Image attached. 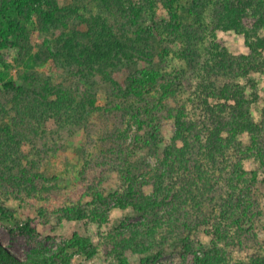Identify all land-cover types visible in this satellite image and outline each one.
Masks as SVG:
<instances>
[{"label": "trees", "instance_id": "obj_1", "mask_svg": "<svg viewBox=\"0 0 264 264\" xmlns=\"http://www.w3.org/2000/svg\"><path fill=\"white\" fill-rule=\"evenodd\" d=\"M164 3L168 14L160 23L163 24L162 33L170 38V52L182 53V58H187L191 65L195 64V69L201 68V73L205 76L204 82L195 92L197 112L189 113L186 105L180 102L179 88L171 78L172 74L163 56L167 53L168 46L157 47L159 41L154 37L150 39L151 36L146 34V30L142 28V7L132 6L130 12L133 11V14H127L122 19L123 24H120L122 20L119 22V29L106 17L101 19L103 23L100 30L89 34V46L77 43V39L67 38L64 46L49 47V57H52L55 66H65L72 78L70 83L33 73L30 78L26 74L25 83L18 85L16 80L6 79L0 73V84L6 91L2 93H15L20 113L14 124H6L0 128V153L5 159L8 174L19 170L21 177L24 175L28 182H34V174L19 167L17 158L25 157L23 152L26 149L24 146L21 149L25 139L30 144L27 153L33 162L44 151L38 144L40 141L44 142V147H49L52 138L49 137L50 141L47 142L49 130L46 124L52 117H55L54 123H58L59 131L65 127L69 130L67 127L71 124L77 125L83 121L82 123L89 125L97 122L96 117L100 119L101 129L107 133V136L103 135V146L107 151L100 161L98 175L86 189V194H90L96 204H89L87 209L78 203L60 211L63 216L71 219L93 220L102 225L107 223L109 216L100 207L107 209L108 200L100 190L104 191L105 179L114 173L119 180V187L110 195L116 199L117 207L131 209L144 217L143 221L133 224L126 231L121 232L122 227H119L116 233L110 234L111 243L104 249L108 257L116 260V264H132L127 251L144 255L149 249L147 245L154 249L157 236L164 229H167L166 233L176 234L180 224L174 219L161 222L166 214L161 209L172 206L169 213L178 212L173 206L174 198L180 196L179 190L175 188L178 179H183L180 183L181 186L184 184L182 189L187 188L189 180L193 179L198 186L194 192L202 195V200L211 192V181L208 182L210 172L199 166L190 167L189 154H195L200 148L198 145L201 146V154L210 160L224 156L232 146L237 148V152L241 153L240 158L242 157L237 165L243 170L246 153L247 158H255L264 164V120L255 121L251 105L257 95L250 99L246 92L248 86L255 89L256 82L250 80L248 86H243L231 79L248 76L250 72H259L264 68L259 54L264 49V37L261 33L264 32V0H226L219 15L220 25L226 30L243 34L249 53L235 57L225 47L221 50L218 47L214 58L208 62H200L194 53L197 35L180 21L176 0H165ZM38 6L47 7L43 16L45 21L57 22L55 18L58 6L55 0H1V46H20L21 38L25 35L24 22L30 15L38 12ZM13 11H16V16L12 15ZM180 41L184 44L183 47L180 46L183 49L177 47ZM221 79L228 82L225 80L220 85ZM100 94H104L105 105H99ZM6 110L0 102V115L7 114ZM200 114L209 122V134L205 142L202 138L205 130L200 132L202 127H198ZM58 119L64 120V123L58 122ZM170 119L174 120L176 130L174 137L168 141L164 136L163 126ZM132 129L133 132L129 135ZM238 135L250 137L247 150L242 151ZM142 151L159 157L158 164L155 167L148 164L146 156H141ZM132 158L136 162L130 160ZM139 164H144L146 169L140 171ZM193 172L194 175L190 176L189 173ZM82 176L86 177V174L82 173ZM150 188L151 194L148 192ZM0 211L4 216L14 217L13 212L2 205ZM227 219L230 220V217ZM40 224L38 216L28 219L18 227L16 233L34 234ZM212 234L215 239L212 250L205 251V255L200 257L196 249L188 248L181 264H225L228 252L220 243L227 233L216 227ZM183 237L185 240L189 239ZM70 250L86 256V261L94 259L100 251L91 237L75 232L65 242V246L50 256L23 262L0 247V258L13 264H76ZM253 264H264V256L253 258Z\"/></svg>", "mask_w": 264, "mask_h": 264}, {"label": "rangeland", "instance_id": "obj_2", "mask_svg": "<svg viewBox=\"0 0 264 264\" xmlns=\"http://www.w3.org/2000/svg\"><path fill=\"white\" fill-rule=\"evenodd\" d=\"M55 2L58 6L56 23L45 21L43 16L47 7L38 6V12L30 15L24 22L25 35L21 38L20 46L0 45V73H3L6 79H14L20 85L27 80L24 79L26 74L29 76L27 78H30L33 73H39L48 79L67 80L70 83L72 78L65 66L60 64L55 66L52 57H49V47L64 46V40L67 38L77 39V43L89 46L91 45L89 34L100 30L99 27L103 23L101 19L106 17L119 29L120 24L124 23L122 19L127 14H133V11L130 12L132 6L142 7L144 24L142 28L149 37L151 36L150 39L154 37L159 41L157 47L169 45L170 38L162 33L163 24L160 23L168 14L164 7L165 0H55ZM225 2L226 0H176L180 21L197 35L194 53L200 62L213 59L218 47L220 50L225 47L235 57L249 53L243 34L226 30L220 25L219 15ZM12 15L16 16V11H13ZM261 33L264 37V32ZM179 43L176 45L181 49L184 44L181 41ZM166 50L167 53L163 56L172 74L171 78L176 81L175 84L179 88L181 96L179 100L186 105L189 113L197 112L195 92L204 82L205 76L202 75L201 68L195 69L196 67H193L195 64L191 65L187 58H182V53H171L169 46ZM259 54L264 67V49ZM231 79L243 86H248L250 80L256 82V88L248 86L246 92L250 99L257 95V99L253 100L251 105V112L256 122H262L264 68L259 72L252 71L248 76ZM225 80L221 79L220 85H223ZM3 91L0 84V102L8 112L0 115V128L6 124H14L15 119L18 120L20 116L15 93L3 94ZM100 95L99 105H105L104 94ZM198 117L200 120L198 127H202L200 132L205 130L202 134L205 142L209 134L207 131L209 122L204 119L203 114ZM54 119L55 117H52L46 124L49 130L47 142L50 141L49 137L52 138L50 145L47 148L43 146V141L38 143L44 151L35 157L38 158L37 161L33 162L27 153L30 148V144L26 142L28 139L21 144V149L23 146L26 149L23 152L25 157H18L17 164L34 174L33 183L24 179V175L21 177V174H18L19 170L8 174L5 159L0 153V205L12 211L14 216L9 218L0 211V247L18 260L26 262L56 253L75 232H79L91 237L100 251L94 259L86 261V256L70 250L76 264H116V260L108 257L104 249L111 243L110 234L116 233L119 227H122L121 232H124L133 224L143 221L144 217L131 209L117 207L116 199L110 195L119 187V180L114 173L105 179L104 187L102 186L104 191L100 190L108 200L107 209L100 207L109 216L107 223L102 225L101 222L75 220L62 215L60 210L67 206L81 203L89 209V206L96 204L93 197L86 194V189L99 173L100 161L107 151L103 146L105 143L103 135L107 136V133L101 129L102 124L98 117L95 118L97 122L94 124L85 125L82 121L77 125H68L69 130L65 127L63 130L60 129L61 131L58 130V123H54ZM58 122L63 124L64 120L58 119ZM163 127L164 136L170 141L176 130L174 120L165 121ZM132 132L133 129L128 134L131 135ZM123 133L124 131L121 132ZM237 140L241 142L242 151L247 150L251 142L250 137L238 135ZM198 146L200 148L198 147L195 154H189L190 167L199 166L210 172L208 182L211 181V184L209 183L211 192L202 200V195L194 192L198 186L194 184L193 179L189 180V185L184 189H182L184 184L182 186L180 184L183 179H178L175 188L179 190L180 196L175 197L173 202L178 212L170 214L172 206L163 207L161 211L166 213L165 219L160 221L165 223L174 219L180 224L179 229H176L175 235L168 231L166 233L167 229H164L165 233L157 236L154 249L147 245L149 249L144 255L127 251L132 264H181L188 248L196 249L198 255L203 257L205 251L213 249L215 239L212 231L216 227L227 233L220 243L228 252L224 259L225 264H253V258L264 256V164L255 158H247L246 153V160L242 166L246 170L244 172L240 169L241 166L237 165L242 158L237 148L232 146L224 156L210 160L201 154V146ZM141 156H146L148 164L152 167L160 161L159 157L145 151H142ZM130 160L136 162L134 158ZM139 166L140 171L146 169L144 164ZM82 173H85L86 177L82 176ZM189 174L194 175V172ZM205 184L206 181L203 182V186ZM148 192L151 194L152 188ZM37 216L41 224L36 233L28 235L16 233L19 226ZM227 217H230V220ZM235 218L238 219L237 222ZM181 234L189 239L185 240ZM0 264L13 263L0 258Z\"/></svg>", "mask_w": 264, "mask_h": 264}]
</instances>
